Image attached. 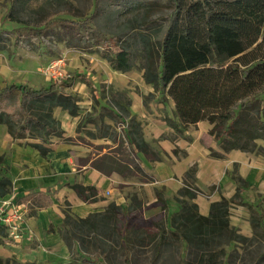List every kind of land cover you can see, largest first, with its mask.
I'll use <instances>...</instances> for the list:
<instances>
[{"label": "trees", "instance_id": "obj_1", "mask_svg": "<svg viewBox=\"0 0 264 264\" xmlns=\"http://www.w3.org/2000/svg\"><path fill=\"white\" fill-rule=\"evenodd\" d=\"M173 2L174 10L164 38L153 43L147 35H142L143 79L161 93L162 102L167 103L172 98L178 118V121L172 117L167 120V124L174 128L173 135L162 136L171 141L180 137L186 139L184 133L187 129L206 120L213 125L209 134L219 146L218 149H211L212 157L225 158L231 150L264 154V146L259 144V140L264 141V0ZM102 56L116 70L127 72L132 66L131 53L124 47ZM73 81L74 78L70 77L40 88L17 83L2 87L0 124L6 125L12 137L26 138V132L37 131L40 133L38 136L52 135L63 138L66 143L72 142V137H64L65 131L61 129V122L55 118L53 110L61 107L69 115L78 116V100L60 92V84L70 86ZM16 93L22 95L24 104L30 102L36 106L9 109L3 104L4 100ZM124 112L131 117L132 128L127 134L130 150H126L123 141L115 147L107 146L109 150L102 155L99 166L105 172L118 173L123 177L138 175L143 183L154 182L153 176L142 168L139 154L151 162L162 160L163 155L145 140L142 127L130 110L125 109ZM90 134L95 138L106 137L114 143L117 141L116 131H107L100 136L93 132ZM44 139L46 137L26 145L35 147L44 156L51 151V144ZM173 152L177 155L178 149ZM3 161L1 155L0 165ZM197 170L196 165L188 168L183 179L184 186L174 195L180 209L169 219L168 231L149 232L153 242L159 238L156 247L161 248L169 237L185 244L189 255L196 254L195 259L185 260L184 264H225L227 247L233 242L247 250L256 241L257 253L264 261V211L249 203L253 236L242 234L230 220L231 207L245 204L240 193L249 184L248 181L234 176L238 188L233 197L211 203L210 213L201 215L193 201L202 194L195 183ZM11 184L9 178H1V196L11 192ZM69 186L84 202L104 199H100L102 191L97 186L79 182ZM156 193L161 208L167 210L165 191L157 189ZM17 198L32 199L40 208L53 203L50 195L37 191ZM65 205L61 235L71 254L75 241L79 243L80 253L89 254L94 251L104 253L110 246L107 242L111 241V237L116 242L119 238L125 239V232L119 227L123 208L115 201L108 203L103 211L90 213L85 218L73 214L69 202ZM133 205L141 207L143 203L138 201ZM0 231L2 236L7 235L4 226L0 227ZM0 264L29 263L8 257L0 259ZM62 264L79 263L71 261ZM80 264L100 263L84 257Z\"/></svg>", "mask_w": 264, "mask_h": 264}, {"label": "rangeland", "instance_id": "obj_2", "mask_svg": "<svg viewBox=\"0 0 264 264\" xmlns=\"http://www.w3.org/2000/svg\"><path fill=\"white\" fill-rule=\"evenodd\" d=\"M173 10V0H0V90L13 83L40 88L56 80L73 77L70 86L60 84V92L74 96L80 107L78 116L70 115V124H64L67 129H64V137L73 138L69 144L77 146L79 161L96 159L94 163L101 170L99 161L108 152L107 146L115 147L123 141L126 150H130L127 134L132 128L131 117H127L124 110L129 109L131 113L132 96L136 94L147 99L144 105L148 110L151 104L162 102L161 93L143 79L142 35H147L153 43L160 42L168 29ZM119 47L128 49L132 56V66L127 72L112 68L102 56L103 53L112 54ZM114 73L121 75L123 82H115L112 78ZM171 99L167 103L162 102L165 107H160L164 109L161 113L164 121L171 117L178 121L174 109H171ZM3 104L9 109L36 106L30 102L24 104L22 95L17 93L6 98ZM60 111L66 112L57 107L53 115L60 120L63 129ZM131 114L144 134L143 121L136 114ZM107 131L117 132L115 143L106 137L95 138L90 134L93 132L100 136ZM6 133H9L6 125L0 124V140ZM38 134L37 131H29L25 133L26 138H13L22 140L25 145L40 142L45 137L44 140L50 144L58 140L65 142L60 137ZM162 135L171 137L173 132ZM186 139L190 138L187 136ZM139 162L141 166L152 168L153 162L142 154H139ZM235 174L233 177L237 176ZM160 189L166 190L165 187ZM240 197L245 200L241 194ZM102 198L108 200V192ZM256 201L235 204L239 205L235 207L238 211L231 210V216L239 219L230 216V220L242 224V219L247 218L250 222L252 210L249 203L264 211V194H259ZM126 210L135 214L127 216ZM121 214L119 227L124 230L125 239L119 238L116 242L111 237L107 242L110 246L104 253L94 251L89 254L80 253L79 243L75 241L71 261L80 264L85 257L100 264H184L185 260L195 259L196 254L189 255L185 244L180 241L168 237L158 248L159 238L155 242L151 240L149 232L160 233L170 228L172 215L168 210L160 208L159 211L153 205L142 210V206L132 202L123 208ZM236 227L245 236H253V229L244 232L243 228ZM257 247L256 241L247 250L233 242L227 247L225 264H264ZM250 250L253 252L249 253Z\"/></svg>", "mask_w": 264, "mask_h": 264}, {"label": "crops", "instance_id": "obj_3", "mask_svg": "<svg viewBox=\"0 0 264 264\" xmlns=\"http://www.w3.org/2000/svg\"><path fill=\"white\" fill-rule=\"evenodd\" d=\"M112 78L115 82L116 80L123 82L119 74L114 73ZM125 78H128V75ZM132 98L134 100L131 113L143 121L145 139L163 155L162 160L152 163V168L148 169L142 164V168L154 177V182L143 183L136 175L123 177L118 173L105 172L96 167L94 163L96 159L81 158L79 161L78 148L73 144L52 141L51 151L42 156L38 149L25 145L22 140H14L9 133L1 138L0 156H3L4 161L0 165V180L3 177L9 178L12 190L0 195V200L15 199L16 196L22 197L30 191H37L50 195L53 203L40 208L32 199L16 197L18 201L29 204L28 219L23 237L15 242L8 241V231L6 236H2L0 231V259L15 257L29 264L70 262L71 252L61 235L65 218L63 207L66 202L70 203L73 214L83 218L88 217L90 213L103 211L112 201L123 208L132 202L141 201L142 210L153 205V208L160 211L156 190L165 187L167 210L173 215L180 209L174 195L184 186L185 173L192 165L198 168L195 183L202 191V194L193 201L198 205L201 215L210 213L211 203L233 197L238 188L234 173L249 183L240 193L245 198L244 202L246 200L257 202L259 194H264V154L231 150L225 158L212 157L211 149H218L219 146L218 141L209 134L213 125L206 120L186 130L184 137L188 136L189 140L180 137L171 141L161 137L164 133L168 135L174 131V128L162 119L161 113L164 109L161 110L160 107H165L164 102L151 104L148 110L144 105V99L136 94ZM171 101V109H175L174 101L172 99ZM60 114L63 129L67 130L64 124H70L71 117L66 112L60 111ZM259 144L264 146V141L259 140ZM175 148L180 150L178 155L173 152ZM76 182L97 186L102 191L101 196H106L108 192V200L84 202L69 186ZM239 205L234 204L230 210L238 211L235 207ZM127 213V216L135 214L134 211ZM242 222L241 224L232 220L231 224L243 228L244 232H250L252 227L249 219L244 218Z\"/></svg>", "mask_w": 264, "mask_h": 264}, {"label": "built area", "instance_id": "obj_4", "mask_svg": "<svg viewBox=\"0 0 264 264\" xmlns=\"http://www.w3.org/2000/svg\"><path fill=\"white\" fill-rule=\"evenodd\" d=\"M16 197L0 200V226H4L8 231L9 242L23 237L29 213V204L18 201Z\"/></svg>", "mask_w": 264, "mask_h": 264}]
</instances>
